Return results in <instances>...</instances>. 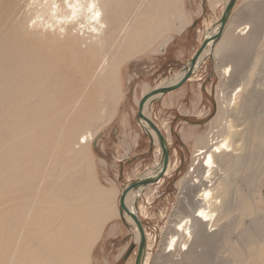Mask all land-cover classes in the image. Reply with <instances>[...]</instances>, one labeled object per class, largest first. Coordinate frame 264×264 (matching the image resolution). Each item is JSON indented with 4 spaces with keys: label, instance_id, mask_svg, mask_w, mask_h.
<instances>
[{
    "label": "bare ground",
    "instance_id": "bare-ground-1",
    "mask_svg": "<svg viewBox=\"0 0 264 264\" xmlns=\"http://www.w3.org/2000/svg\"><path fill=\"white\" fill-rule=\"evenodd\" d=\"M215 1L210 2L211 9H215L218 3ZM219 1L223 9L204 28L202 42L210 39L199 54L189 80L207 57L234 51L237 45L246 44L250 36H247L250 21L241 25L238 14L233 12L236 1L227 22L219 30L218 18L228 0ZM40 2L43 7L38 11H26L27 0H0V264H16L18 257L31 260L33 264H91L88 250L99 239L106 220L119 216L116 189H97L90 142L95 140L97 130L117 115V106L123 98L120 67L126 59L150 47L166 31H183L191 23V14L185 11L183 0ZM89 3L101 13L98 21L89 19ZM70 6L76 8L75 16H72L73 7ZM261 15L262 18L255 16L254 22L264 30V8ZM34 17L35 22L29 28V21ZM172 20L179 21L180 25L173 28ZM101 24L103 28H100ZM93 28L97 31H92ZM217 33L220 35L214 40L212 37ZM172 37L165 36L160 46H166ZM261 60L264 62L263 57ZM185 64L180 72L162 80L154 89L162 87L165 81L167 83L163 86L175 84L183 76ZM256 65L257 60L248 68L246 76L250 77L255 72ZM235 67L231 61L218 65L224 84L230 83L227 78L233 75ZM247 86L248 83L241 77L229 95L219 93L216 118L219 124L231 113H239L237 99L246 94ZM162 95L150 96L143 105L142 113L152 122L148 109L152 101ZM247 104L244 115L251 109L258 114L264 113V98L258 104L253 99H247ZM136 119L155 143L158 158L152 169L147 168L135 180L153 178L160 170L161 149L154 131L137 118V113ZM154 123L161 130L160 125ZM237 127L235 122L227 119L221 127L209 132L211 137L208 138L207 133L196 137L191 169L181 179V186L184 191L189 189L193 194L210 191L212 198L209 203L216 216L204 221L198 215V209L205 208V204L195 194L192 203L186 205L187 213L169 224L164 252L184 253L185 263L194 260L204 248L211 250L213 244L224 236L223 227L216 222L224 218L227 208H260L254 196L258 193V185L253 178L248 182L252 189L246 190V193H242L236 184V179L240 177L243 180L247 171L253 173L258 161L253 159L252 154L250 158L243 154V147L236 143L245 130L243 127L241 132ZM260 130L259 123L254 121L249 133L258 135L256 139L259 140L262 136L259 135ZM164 139L168 148L169 139L166 136ZM169 160L170 156L161 177L126 193L125 206L139 220V211H143V206L137 201L146 189L157 188V184L170 172ZM247 184L246 187H249ZM234 199L240 202L235 204L234 201L233 204ZM216 200H219L218 204ZM34 208H41L49 218L48 223L34 213ZM61 208H101L100 217L95 219L91 238L83 246L82 253H77L79 246L74 238L77 224L62 225L63 217L56 220ZM79 215L85 222L88 221V212ZM123 219L132 227L137 246L139 234L135 224L125 212ZM27 227L32 228L33 237L24 231ZM51 228L54 239L50 238L47 230ZM243 233H249L251 243L257 245L256 231ZM54 245L59 248L58 259L46 251ZM169 246L172 248L170 251ZM148 247L149 240L146 238L141 264H146L148 260ZM227 249L224 247L223 251H229ZM231 251L237 249L230 248ZM261 256L255 252L250 255L238 253L234 264H259Z\"/></svg>",
    "mask_w": 264,
    "mask_h": 264
},
{
    "label": "rangeland",
    "instance_id": "rangeland-1",
    "mask_svg": "<svg viewBox=\"0 0 264 264\" xmlns=\"http://www.w3.org/2000/svg\"><path fill=\"white\" fill-rule=\"evenodd\" d=\"M212 1L214 0H183L185 11L191 14V23L183 32L181 30L176 33L174 29L166 31L165 35L156 38L150 47L126 59L120 67L123 98L117 106V115L108 124L98 129L95 140L90 142L97 189L99 191L116 189L117 208H119L120 191L126 184L140 177L147 168L152 169L158 158L155 143L139 126L136 119L137 101L143 94L159 85L162 80H167L180 72L187 59L194 55L203 40L204 28L212 23L223 9L219 0L215 1H218L215 9H211L209 5ZM263 8L264 0H236L233 12L238 14V22L241 25L247 21L252 22L249 23L251 28L247 36H250L246 44L237 45L234 51L223 52L224 55L221 53L222 55L219 54V56L207 57L206 63L192 75V80H186L179 88L153 100L152 106L148 109L152 120L160 125L162 134L169 139L171 170L163 177L162 182L157 184V188L146 189L137 201L143 206V211H139V208L138 211L141 213L140 222L149 240L146 264H234L238 260V253L250 255L252 252L262 255L259 264H264V113L258 114L251 109L244 115L248 105L247 99H253L258 104L264 98V62L261 60L262 57L264 58V30L254 22L255 16L262 18ZM179 25V21L172 20L173 28ZM165 36H173L179 43L172 37L171 42H168L166 46H160ZM192 43L194 44L191 47ZM226 59L236 66L233 75L227 78L229 84L222 82L218 68L219 64L227 62ZM256 60L255 72L250 77L246 76L248 68ZM241 77L245 79L248 86L246 94L237 99L239 113L237 115L231 113L219 124L216 121L220 104L219 93L229 95V91ZM165 82L161 86L165 85ZM241 102L243 105H240ZM227 119L235 122L241 132L242 128H245L236 143L243 147V154H247L249 158L252 154L253 159L258 160L255 165L256 173L255 170L253 173L250 171L251 174L247 171L243 180L240 177L236 179V184L242 193H246V190L252 189V185L248 182L253 178V182L255 181L258 185V193L254 196L260 208L245 210L227 208V211H224V218L216 222L218 226L223 227L224 236L213 244L211 250L204 248L194 260H188V263H185L184 253L164 252L163 249L166 246L164 241L165 237H168L170 225L179 216L187 213V203L191 204L193 195L197 196L199 193L198 191L193 194L189 189L184 191L181 179L187 174L189 168L191 169L196 137L203 136L205 133L208 134V138L211 137L209 132L221 127ZM254 121H257L261 128L259 135L262 136L259 140L256 139L258 135L249 133ZM136 135L139 136L138 141ZM148 140L151 145H148ZM134 144L137 147L129 148ZM237 174L243 176L240 172ZM246 184L249 187H246ZM233 195L232 193V199ZM182 196L185 197V201ZM234 201L235 199L233 204ZM239 202L237 200L235 204ZM87 212L89 216H87L88 221L85 222L79 214ZM34 213L48 223L49 218L41 211V208H34ZM100 214L101 208L59 209L56 220L63 217L62 225L76 226L77 224L74 232V238L79 246L77 253H82L83 246L90 240L96 224L95 219L100 217ZM103 228L99 239L95 240L96 243H93L87 252L91 255V264H133L137 246L130 224L119 216H113L106 220ZM47 230L50 238L54 239L53 229ZM24 231L33 237L32 228L27 227ZM243 231H256L257 245L251 243L250 234L245 235ZM224 247L229 248V251H223ZM230 248H236L237 251L230 252ZM51 250L46 249L47 253L55 259L60 258L57 245H54ZM16 264H33V262L18 257Z\"/></svg>",
    "mask_w": 264,
    "mask_h": 264
},
{
    "label": "water",
    "instance_id": "water-1",
    "mask_svg": "<svg viewBox=\"0 0 264 264\" xmlns=\"http://www.w3.org/2000/svg\"><path fill=\"white\" fill-rule=\"evenodd\" d=\"M235 1L236 0H228L226 2V5L224 6V10H223V12H222V14L218 20L219 24H220V28H219L220 31L222 30V27L227 22V20L230 16L231 10L235 4ZM219 35L220 34L217 33V35L213 36L212 38H214V40H216L219 37ZM209 39L210 38L205 39L200 44L199 48L196 50L194 55L188 60V63L185 64V67L183 68V70H184L183 76L175 84H172L169 86H162V87L150 90L149 92H147L146 94L141 96L140 101L138 103L137 118L142 119L148 125V127L152 131H154V133L156 134L157 140L159 143V147L161 149V156H160V170H159L157 176H155L153 178H143L141 180H135V181L130 182L129 185L125 189L122 190V192L118 198L119 217L121 219H123V212H125L126 215H128L131 218V220L133 221V223L135 224L137 231H138V234H139L138 241H137V248H136V256H135V260H134L133 264H141L142 253H143V250L145 247L146 238H145L144 229L141 225L140 220L138 219V216L134 212L130 211L125 206V203H124L125 195L129 190L134 189L138 186H143V185L145 186V185H147V183L154 182L155 180H157V178L161 177L163 175L164 171L166 170L167 162L169 159V151H168V148L166 146L164 135L162 134L161 130L156 126V124L154 122H152L149 118L144 116V114L142 113L143 105H144L145 101L148 98H150V96H153V95L158 94V93L166 94L167 92H170L176 88H179L183 83H185L186 80L193 73V70L195 68L198 56L203 51V49L205 48L207 43L209 42Z\"/></svg>",
    "mask_w": 264,
    "mask_h": 264
},
{
    "label": "clouds",
    "instance_id": "clouds-1",
    "mask_svg": "<svg viewBox=\"0 0 264 264\" xmlns=\"http://www.w3.org/2000/svg\"><path fill=\"white\" fill-rule=\"evenodd\" d=\"M43 7L40 0H27V3L25 4V10H32L36 9L37 11ZM55 8V5L52 6ZM73 7V6H70ZM87 11L89 13V19L92 21H98V18L100 17L101 13L95 9V5L92 3H89L87 6ZM76 15V8L73 7L72 16ZM71 18V17H69ZM35 22V17L29 21L28 27L31 28L33 26V23ZM100 28H103V25H100ZM92 31H97L96 28H93ZM197 198L202 199L205 204V208L198 209V215L203 218L204 221H208L209 219H213L216 216L215 211L212 209L211 204L209 203V200L212 198V193L210 191H202L197 194ZM215 203H219V200H216ZM168 250H172L171 246H169Z\"/></svg>",
    "mask_w": 264,
    "mask_h": 264
},
{
    "label": "crops",
    "instance_id": "crops-1",
    "mask_svg": "<svg viewBox=\"0 0 264 264\" xmlns=\"http://www.w3.org/2000/svg\"><path fill=\"white\" fill-rule=\"evenodd\" d=\"M196 18V17H195ZM194 20V19H193ZM183 32V31H182ZM205 36V35H204ZM175 39V37H173V40ZM180 40V39H179ZM174 41H177V43H179V41H178V39L176 40H174ZM182 42V41H181ZM193 44L194 43H192V45H191V47L193 46ZM200 44H201V42H200ZM177 45V44H176ZM175 47V46H174ZM172 50H174V49H172ZM184 54V53H183ZM183 56V55H182ZM190 59V58H189ZM189 59H187V61L189 60ZM186 63V62H185ZM184 63V64H185ZM204 63H206V61H204L199 67H198V70L204 65ZM197 72V71H196ZM196 72H195V74H196ZM192 77V76H191ZM126 136H127V134H126ZM137 136V135H136ZM136 136H135V139H136ZM138 138H139V136H137V141H138ZM127 139V138H126ZM148 145H151V143H149V140H148ZM135 147H137L135 144L134 145H132L131 147H129V148H135ZM104 264H107V263H104Z\"/></svg>",
    "mask_w": 264,
    "mask_h": 264
}]
</instances>
